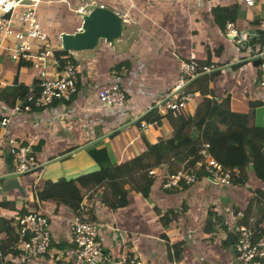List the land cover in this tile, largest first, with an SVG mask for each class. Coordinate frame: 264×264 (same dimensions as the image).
Segmentation results:
<instances>
[{
	"label": "crops",
	"instance_id": "1",
	"mask_svg": "<svg viewBox=\"0 0 264 264\" xmlns=\"http://www.w3.org/2000/svg\"><path fill=\"white\" fill-rule=\"evenodd\" d=\"M92 1L110 7L126 23L116 50L100 42L91 53L73 60L77 92L68 101L57 100L28 113L12 112L19 101L17 86L29 89L38 79L31 66L11 61L0 52V118L8 119L0 133V156L7 163L8 149L19 143L30 147L37 165L65 155L18 177L23 194L16 189L2 190L0 240L5 228L15 234L13 221L19 209L33 208L49 221L50 245L47 253L28 264H68L73 260L66 226L73 215L99 225L103 250L112 255L134 253L143 264H239L233 250L236 228L245 225L264 234V184L256 182L246 169L247 179L241 184L216 187L199 179L168 191L159 186L163 175L169 173L168 164L161 163L150 168L154 175L146 196L140 194V181L132 173L123 184L127 204L116 208L102 198V186H77L81 197L77 210L61 200L36 202L32 193L46 180H69L96 171L98 164L89 155L90 148L105 147L109 161L119 164L144 151V140L153 143L169 137L171 130L165 120L159 126L151 122L143 138L138 124L124 125L173 87L180 59L216 66L184 87L194 93L186 116L194 113L202 97L238 113L246 112L254 101L260 104L254 107L252 123L264 127V87L258 86L257 68L250 60L256 58L264 39V0H254L248 8L241 0ZM215 8L225 9L223 15L232 12L233 18L219 26ZM227 22L239 34H252L244 40L230 37L226 35ZM117 63L123 64L112 69ZM47 65H51L50 59ZM111 83L124 89L125 101L103 107L96 93ZM197 134V128L192 127L190 138ZM7 255L11 264H18L14 255Z\"/></svg>",
	"mask_w": 264,
	"mask_h": 264
},
{
	"label": "built area",
	"instance_id": "2",
	"mask_svg": "<svg viewBox=\"0 0 264 264\" xmlns=\"http://www.w3.org/2000/svg\"><path fill=\"white\" fill-rule=\"evenodd\" d=\"M52 0H0V52L15 62L29 61L36 71L38 88H29L22 100L11 108L12 112H30L32 109L47 107L54 101H68L77 92L78 73L72 61L62 57V63L54 57V46L39 22L37 9L40 4ZM241 5L248 8L254 0H241ZM226 35L244 40L245 34H239L231 22L225 24ZM58 45V44H57ZM59 48V46H58ZM259 60L256 65L259 87H264V39L255 53ZM51 65H47V60ZM216 68L213 64L199 62L193 58L180 59L177 63V76L173 87L163 91L152 106L160 115L172 117L187 115L186 108L192 91L184 89L186 84L196 77L207 74ZM122 72L126 68H121ZM101 106L111 107L125 101V91L118 83H111L96 93ZM150 107V108H151ZM8 119L0 118V133H3ZM150 123L140 121L138 134L143 138L150 129ZM8 163L0 156V176L6 173H25L36 168L37 161L28 145L19 143L8 149ZM199 158L189 166H181L173 172L163 175L159 186L163 190H178L195 184L199 179L216 187L231 185L237 177L236 169L224 168L208 151V143H203L198 150ZM149 176L154 171H147ZM2 192L0 181V193ZM15 234L18 237L14 249L18 264H28L31 259L47 253L50 245L49 221L45 215L31 208L16 215ZM67 231L72 244L73 260L68 264H143L142 259L134 253L112 255L103 250L98 238L99 225L83 220L80 215H73L67 221ZM235 259L239 264H264V234L257 237L253 229L240 225L234 233L233 245ZM8 255L0 252V264H11Z\"/></svg>",
	"mask_w": 264,
	"mask_h": 264
},
{
	"label": "trees",
	"instance_id": "3",
	"mask_svg": "<svg viewBox=\"0 0 264 264\" xmlns=\"http://www.w3.org/2000/svg\"><path fill=\"white\" fill-rule=\"evenodd\" d=\"M221 11H225V9L215 8L214 10V18L219 26H222L224 21L233 18L232 12L223 15ZM72 14L68 13L62 17L64 20L60 25L56 24L55 33L48 29L49 39H55L56 42L57 34L60 31L71 32L78 26L74 25L77 17L74 13ZM53 55L58 58L59 63H62V57H67L73 64L75 63L66 52L58 48L57 44ZM18 63L29 65V61ZM121 64L123 63L114 64L112 69H117ZM124 64L126 65V63ZM37 84L38 82L33 87L34 90H37ZM17 92L18 99L22 100L28 93V89L19 84ZM258 104L260 102H249V109L246 112L238 113L225 108L223 104L217 105L215 101L202 97L196 105L194 113L189 116L160 115L156 109H152L134 124L145 121L159 126L161 121L165 120L171 130L169 137L165 139L160 137L153 143L144 140V151L119 164L109 161L105 147L90 148L88 153L98 164L96 171L69 180H46L39 190L33 191L32 197L36 202L47 200L69 202V206L73 210H77L81 198L77 186H102L101 196L106 204L111 208L121 207L127 204V190L123 188V184L129 176H132V173H136L137 176L134 177L140 181V194L146 196L152 183L151 176L147 174L151 167L167 163L168 172H173L180 165L189 166L199 158L198 150L203 143H208L210 155L224 168L237 170V177L232 179V185L241 184L247 179L245 169L251 173L256 182L264 184V127H257L252 123L253 110ZM192 127L198 130V134L194 138H190ZM257 194L259 191L255 192V195ZM17 213L18 215L24 213V209H19ZM261 234L263 233L258 228L253 229L254 237ZM17 240V235H11L10 229L5 228L4 238L0 240V252L3 255L16 256L18 250L13 247Z\"/></svg>",
	"mask_w": 264,
	"mask_h": 264
},
{
	"label": "water",
	"instance_id": "4",
	"mask_svg": "<svg viewBox=\"0 0 264 264\" xmlns=\"http://www.w3.org/2000/svg\"><path fill=\"white\" fill-rule=\"evenodd\" d=\"M83 6L80 10L75 11V15L79 18V25L71 32L61 31L57 34V44L59 49L66 52L72 60H78L82 55L91 53L98 47L100 42L110 46L116 50L120 43L122 26L126 23L125 18L118 14L116 11L105 5L97 4L92 0H82ZM252 31L246 32L245 35L249 36ZM252 65L258 64V59L251 57ZM228 66V65H227ZM156 106H152L146 112L137 116L126 125L134 124L141 120L150 110ZM118 127L114 131L120 129ZM89 144L82 145L79 148H84ZM65 155L56 157L45 163L38 165L33 170L55 161ZM8 163V158H6ZM31 170V171H33ZM30 172V171H29ZM28 173V172H25ZM25 173H6L0 176L2 190L16 189L20 194H23L22 187L19 185L17 178Z\"/></svg>",
	"mask_w": 264,
	"mask_h": 264
},
{
	"label": "rangeland",
	"instance_id": "5",
	"mask_svg": "<svg viewBox=\"0 0 264 264\" xmlns=\"http://www.w3.org/2000/svg\"><path fill=\"white\" fill-rule=\"evenodd\" d=\"M102 1V0H98ZM83 2L82 0H53L52 2L42 4L38 6L37 15L39 22L42 28L49 32L52 31L55 33L56 31V24L60 25L63 22L62 17L64 15L71 13H75L82 8ZM75 15V14H74ZM76 16V15H75ZM74 25L78 24V16H76ZM49 24V25H48ZM49 29V30H48ZM54 39V37H53ZM53 44H57V37L56 42L50 39Z\"/></svg>",
	"mask_w": 264,
	"mask_h": 264
}]
</instances>
